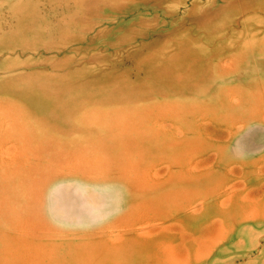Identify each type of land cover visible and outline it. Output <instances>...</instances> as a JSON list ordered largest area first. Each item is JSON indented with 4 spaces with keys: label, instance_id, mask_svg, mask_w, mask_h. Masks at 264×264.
Masks as SVG:
<instances>
[{
    "label": "rangeland",
    "instance_id": "374dc122",
    "mask_svg": "<svg viewBox=\"0 0 264 264\" xmlns=\"http://www.w3.org/2000/svg\"><path fill=\"white\" fill-rule=\"evenodd\" d=\"M0 264H264V0H0Z\"/></svg>",
    "mask_w": 264,
    "mask_h": 264
},
{
    "label": "crops",
    "instance_id": "0c3cea01",
    "mask_svg": "<svg viewBox=\"0 0 264 264\" xmlns=\"http://www.w3.org/2000/svg\"><path fill=\"white\" fill-rule=\"evenodd\" d=\"M23 75V74H21ZM27 75H36V73L32 72V73H28Z\"/></svg>",
    "mask_w": 264,
    "mask_h": 264
}]
</instances>
